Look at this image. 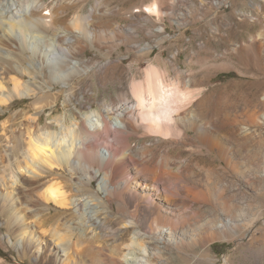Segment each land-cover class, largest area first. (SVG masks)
Instances as JSON below:
<instances>
[{
  "label": "bare ground",
  "instance_id": "1",
  "mask_svg": "<svg viewBox=\"0 0 264 264\" xmlns=\"http://www.w3.org/2000/svg\"><path fill=\"white\" fill-rule=\"evenodd\" d=\"M64 1L53 0L47 5L43 0H0V51L5 54L0 56V110L23 98H30L38 110L37 116L22 117L18 112L0 124V142L11 145L9 149L0 147V224L10 242L11 235L16 238L13 245L18 247V259L30 252L36 262L52 263L46 255L49 247L43 243L48 233L44 227L70 209L90 208L83 195L93 197L91 185L98 179L96 194L100 191L106 203L115 198L122 226L132 228L135 236L126 256L119 245L103 249V264H156L153 259L162 261V242L196 257L197 250H205L215 241L253 229L261 213L257 210L249 215L252 204L243 190H250L253 196L261 194L254 185L264 171L256 166L257 150L252 145L264 128V106L261 112L252 101L238 107L230 95L222 101L217 93L216 97L207 93L202 77L186 74L182 81H173L165 71L149 64L142 81H131V101L121 94L114 102L99 103L97 110L81 103V118L70 113L60 119L65 123L71 118V128L61 126L56 132L52 123L38 128L41 111L49 109V115L57 112L59 95L52 93L56 86L65 94L64 107L81 100L76 97L75 81L81 75L91 78L95 72L78 53L85 46H101L107 33L102 28L109 9L102 11L106 0H99L85 17L74 14L71 19L66 17L70 6ZM158 5L152 2L141 8L158 17L162 14ZM155 32L163 33L164 28ZM211 33L218 35L219 30L213 28ZM31 39L43 43L44 48ZM226 39L232 38L228 35ZM249 40L244 47L228 45L220 55L229 61L251 45L264 50V37ZM150 48L146 44L139 50ZM27 51L31 56H24ZM111 64L109 60L105 66ZM261 101L264 104V96ZM25 121L28 127H23ZM15 125L19 128L14 129ZM132 137L152 140L131 143ZM186 145L196 146L197 155L182 160L178 149ZM159 147L163 150L157 153ZM203 148L214 153L224 167H210L202 156ZM39 184L44 185L40 190ZM50 205L57 212L39 210L48 211ZM140 211L146 213L143 223L137 216ZM88 213L86 229L96 234L86 241L104 236L114 241L118 230L106 226L108 217L99 220L92 215L94 211ZM72 229L48 234L56 244L52 250L58 263L63 258L61 264H70L74 260L70 253L80 258L86 253L87 248L81 247L86 236L78 233L74 242L77 233ZM261 233L264 243V227Z\"/></svg>",
  "mask_w": 264,
  "mask_h": 264
},
{
  "label": "rangeland",
  "instance_id": "2",
  "mask_svg": "<svg viewBox=\"0 0 264 264\" xmlns=\"http://www.w3.org/2000/svg\"><path fill=\"white\" fill-rule=\"evenodd\" d=\"M43 1L48 5L53 0ZM98 1L65 0L64 4L68 3L70 6L66 17L71 19L76 16L74 14L85 17L89 9L95 7ZM152 2L159 4L162 14L158 17L148 15L142 11L141 7ZM108 7L109 9H107ZM105 8L108 10V14L104 17L105 21L102 25L104 27L102 28L106 29L107 33L104 35V39L101 40V46H85L84 51L78 53L77 56L79 59L87 60V64L91 67L90 70L95 72L91 78L81 75L76 79V97L81 98V100L77 101L76 99L73 103H69L67 107H64L65 94L58 92L61 88L56 86L52 93L54 96L59 95L56 103L57 112L49 115V109L41 111L39 113L41 119L38 128H42L44 124L48 123L53 124V130L56 132L60 131L61 126L66 129L71 128L73 122L71 118L65 123H62L60 119L70 113H74L81 118L84 114L80 110L81 103L90 105L92 110H97L99 103L114 102L121 94H126L129 101H131L133 99L131 81L132 79H135L136 82L142 81L144 70L149 64L155 66L159 71H165L169 79L173 81H182V77L186 74L202 77L201 85L207 93L214 94L213 97H216L217 93L220 100L223 101V98L230 95L229 98L234 100L238 107L245 106L246 102L252 101L254 105L257 104L258 112L262 111L264 106L261 101L262 96H264V50L259 51L256 46L251 45L250 50L239 51L240 54L238 53L239 55L229 61L221 55L229 47L228 45L237 44L244 47L252 37H264V0H106L102 11ZM137 8L140 11L133 13V10ZM169 12L170 15L167 14ZM180 14H182L181 19L178 17ZM159 27L164 28L163 33L155 32ZM213 28L219 30L218 35H212ZM228 35L232 38L229 42L226 39ZM31 41L44 48L43 43L34 39H31ZM146 44L151 48L140 51L139 48ZM2 54L4 53L0 51V56ZM216 55L219 57L215 58ZM24 56H31V52H25ZM109 60L112 64L105 66V63ZM169 61L171 62L169 63ZM52 100L53 98H51ZM18 112L22 117L38 115V110L34 109L30 98L16 99L10 106L3 107L0 110V124L3 120ZM16 127L15 125L13 128ZM23 127H28L26 121ZM258 133L252 149L258 151H256V166L262 167V171H264V128L259 130ZM15 134L18 136L21 133L16 132ZM188 134L193 136L192 132H188ZM68 139L69 137L66 138L67 142ZM151 140V138L139 139L136 137L130 139L131 143L138 144ZM0 144L1 149L4 145L5 149L11 147V145H6L4 141H1ZM162 150L163 148L159 147L157 153ZM178 151H181L179 157L182 160H188L197 155L198 148L194 145H186L179 148ZM202 152V156L207 159L210 167L217 169L224 167L223 162L215 158L214 153H208L205 148ZM18 161H21V159L19 158ZM193 168L197 170L196 167ZM99 181L100 179L94 180L91 185V192L94 193L93 197L89 196L88 193L83 195L84 202L91 204L89 205L90 208L87 207L81 211L70 209V212L66 215H60L54 221L52 220L53 222L49 221L47 226L44 227L48 230V233L44 235L43 242H46L49 247V252L46 255L53 260L49 264H61L64 260L61 258V261L57 259L59 263L56 262V255L52 250L54 249L52 246L56 244L53 238L48 235L49 232L58 231L63 234L67 233V230L70 231L71 227L74 228L72 231L77 233L76 237L74 236V242H77L78 233L86 236L81 247H86L87 250L84 254L86 257L83 255L84 259L83 257L80 258L81 255L79 257L76 253H70V255H74V260L70 264H103L104 253L113 249L112 247L115 245H119L123 255L126 256L129 253L128 244L130 246L131 242L135 241L133 229H126L122 226L121 216L116 209L117 201L114 197L110 198V203H106L100 191L96 194ZM44 182L45 180L41 181V183ZM256 184L254 189L261 191V194H258L259 196L256 194L253 196V192L250 190H243L244 196L249 198L248 202L252 204L249 215L257 210L261 213L253 229L240 230L236 232L234 238L228 237L227 239L215 241L205 250H197L195 252L196 257H193L192 252L188 250L179 252L161 241L159 247L162 248V261L153 259V262L156 264H264V243L261 242V228L264 227V174L256 179ZM43 186V184H39L37 189L40 190ZM39 210L49 214L57 212L54 205H50L48 211H44L43 207ZM89 211H94L92 215L98 216L99 220L104 219V216L108 217L106 226L110 227L111 231L114 230L113 232L118 230V235L115 237L116 242L111 240V236L94 238L95 241L93 240L90 243L86 241V238L93 237L96 234L92 232V229H86V216L91 215L88 213ZM143 212L140 211L141 215L137 214L142 223L147 218L146 213ZM46 217L48 218V216ZM0 227V263L48 264L43 261L36 262L34 256L31 257L30 252H27L29 254L27 257L19 260L18 247L16 248L13 245L16 238L11 235L12 241L10 242L6 228L1 224ZM104 234L108 235V230ZM103 249L106 251L103 252ZM57 258L59 257L57 256ZM123 262H125V259H123Z\"/></svg>",
  "mask_w": 264,
  "mask_h": 264
}]
</instances>
